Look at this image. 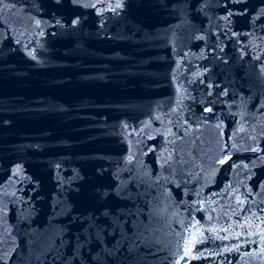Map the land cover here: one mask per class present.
I'll list each match as a JSON object with an SVG mask.
<instances>
[{
	"label": "water",
	"instance_id": "obj_1",
	"mask_svg": "<svg viewBox=\"0 0 264 264\" xmlns=\"http://www.w3.org/2000/svg\"><path fill=\"white\" fill-rule=\"evenodd\" d=\"M0 264H264V0H3Z\"/></svg>",
	"mask_w": 264,
	"mask_h": 264
},
{
	"label": "snow or ice",
	"instance_id": "obj_2",
	"mask_svg": "<svg viewBox=\"0 0 264 264\" xmlns=\"http://www.w3.org/2000/svg\"><path fill=\"white\" fill-rule=\"evenodd\" d=\"M0 4H3V0H0ZM74 23H75V21H74ZM188 251H190V249L186 250V254H187Z\"/></svg>",
	"mask_w": 264,
	"mask_h": 264
}]
</instances>
